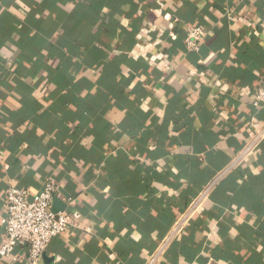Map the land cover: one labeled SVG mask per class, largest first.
Listing matches in <instances>:
<instances>
[{"label": "crops", "instance_id": "0c3cea01", "mask_svg": "<svg viewBox=\"0 0 264 264\" xmlns=\"http://www.w3.org/2000/svg\"><path fill=\"white\" fill-rule=\"evenodd\" d=\"M260 87L264 0H0V246L8 188L52 181L81 219L40 264H144L264 123ZM227 180L160 264H264V143Z\"/></svg>", "mask_w": 264, "mask_h": 264}, {"label": "built area", "instance_id": "2783aa9c", "mask_svg": "<svg viewBox=\"0 0 264 264\" xmlns=\"http://www.w3.org/2000/svg\"><path fill=\"white\" fill-rule=\"evenodd\" d=\"M205 30L202 26H192L187 30L185 46L188 52H199L204 41ZM255 108L264 109V87L255 91ZM264 143V123L254 129L253 135L244 145L233 162L218 171L203 186L199 194L189 203L183 213L175 220L169 232L159 241L144 264H160L172 246L189 229L194 217L201 211L206 201L210 200L218 187L233 173L238 164L246 163L256 155ZM57 185L47 181L43 189L30 196L27 190L9 187L5 197V217L2 225L5 240L0 246V261L12 258L16 261V251L24 246L28 251L30 264H40L51 242L62 236L72 225L78 224L81 215L78 212L67 214L53 212V200ZM70 203L74 201L69 200Z\"/></svg>", "mask_w": 264, "mask_h": 264}, {"label": "water", "instance_id": "95a60500", "mask_svg": "<svg viewBox=\"0 0 264 264\" xmlns=\"http://www.w3.org/2000/svg\"><path fill=\"white\" fill-rule=\"evenodd\" d=\"M65 209V205L61 203L57 198H54L53 200V212L58 213L62 212Z\"/></svg>", "mask_w": 264, "mask_h": 264}, {"label": "trees", "instance_id": "16d2710c", "mask_svg": "<svg viewBox=\"0 0 264 264\" xmlns=\"http://www.w3.org/2000/svg\"><path fill=\"white\" fill-rule=\"evenodd\" d=\"M228 181V180H227ZM227 181H224L219 187L217 190H220L222 188V186L224 185V183H226ZM218 192V191H217Z\"/></svg>", "mask_w": 264, "mask_h": 264}]
</instances>
